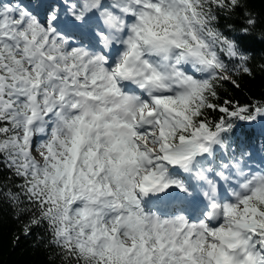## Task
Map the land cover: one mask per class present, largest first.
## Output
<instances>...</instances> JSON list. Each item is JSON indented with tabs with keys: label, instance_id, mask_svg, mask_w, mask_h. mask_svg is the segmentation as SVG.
I'll return each instance as SVG.
<instances>
[{
	"label": "snow or ice",
	"instance_id": "6c2138e0",
	"mask_svg": "<svg viewBox=\"0 0 264 264\" xmlns=\"http://www.w3.org/2000/svg\"><path fill=\"white\" fill-rule=\"evenodd\" d=\"M255 2L0 0L14 240L42 228L61 264H264V92L228 95L264 80Z\"/></svg>",
	"mask_w": 264,
	"mask_h": 264
},
{
	"label": "trees",
	"instance_id": "16d2710c",
	"mask_svg": "<svg viewBox=\"0 0 264 264\" xmlns=\"http://www.w3.org/2000/svg\"><path fill=\"white\" fill-rule=\"evenodd\" d=\"M253 7L257 12L264 10V3L256 0ZM256 58H261L259 47L256 50ZM243 91L228 89V95L234 96L241 102L245 98H259L264 92V80L257 76L252 81H244ZM252 144L256 151V157L264 158V134L256 130L252 137ZM11 185L9 180L0 181V264H61L59 253L47 247L43 241L47 239L44 230L38 229L32 236L21 238L17 243L14 237L21 235L23 220H17L15 210L5 199Z\"/></svg>",
	"mask_w": 264,
	"mask_h": 264
}]
</instances>
